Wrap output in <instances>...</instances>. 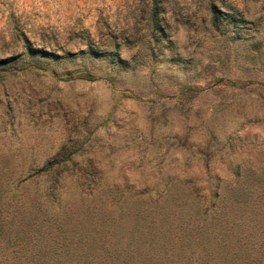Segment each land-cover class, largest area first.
Returning <instances> with one entry per match:
<instances>
[{"label": "rangeland", "instance_id": "obj_1", "mask_svg": "<svg viewBox=\"0 0 264 264\" xmlns=\"http://www.w3.org/2000/svg\"><path fill=\"white\" fill-rule=\"evenodd\" d=\"M156 3L0 0L8 264H264V0Z\"/></svg>", "mask_w": 264, "mask_h": 264}, {"label": "trees", "instance_id": "obj_2", "mask_svg": "<svg viewBox=\"0 0 264 264\" xmlns=\"http://www.w3.org/2000/svg\"><path fill=\"white\" fill-rule=\"evenodd\" d=\"M152 1H153L154 7L156 8V5H157L156 0H152ZM5 224L6 223H3L2 221L0 222V264H8V261H7L8 257H7V254H6L8 252L5 251V248H6V246L9 245L8 242L12 239L10 236L5 235V232L6 233H10L9 232V226L7 225V227L5 228L4 227ZM31 264H37V262L36 263H31Z\"/></svg>", "mask_w": 264, "mask_h": 264}]
</instances>
